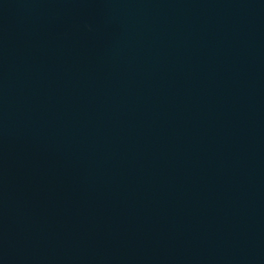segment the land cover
Here are the masks:
<instances>
[{
    "label": "water",
    "instance_id": "95a60500",
    "mask_svg": "<svg viewBox=\"0 0 264 264\" xmlns=\"http://www.w3.org/2000/svg\"><path fill=\"white\" fill-rule=\"evenodd\" d=\"M0 264H264V0H0Z\"/></svg>",
    "mask_w": 264,
    "mask_h": 264
}]
</instances>
